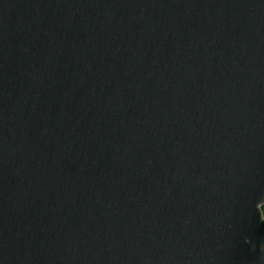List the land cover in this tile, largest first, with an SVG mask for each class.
I'll return each mask as SVG.
<instances>
[{"label":"water","instance_id":"95a60500","mask_svg":"<svg viewBox=\"0 0 264 264\" xmlns=\"http://www.w3.org/2000/svg\"><path fill=\"white\" fill-rule=\"evenodd\" d=\"M264 0H0V264H264Z\"/></svg>","mask_w":264,"mask_h":264},{"label":"clouds","instance_id":"9594fccd","mask_svg":"<svg viewBox=\"0 0 264 264\" xmlns=\"http://www.w3.org/2000/svg\"><path fill=\"white\" fill-rule=\"evenodd\" d=\"M261 219L264 220V216H261Z\"/></svg>","mask_w":264,"mask_h":264},{"label":"trees","instance_id":"16d2710c","mask_svg":"<svg viewBox=\"0 0 264 264\" xmlns=\"http://www.w3.org/2000/svg\"><path fill=\"white\" fill-rule=\"evenodd\" d=\"M264 209V208H263Z\"/></svg>","mask_w":264,"mask_h":264}]
</instances>
